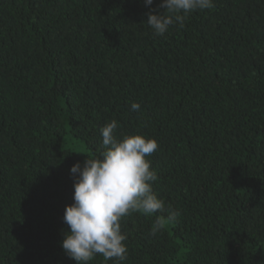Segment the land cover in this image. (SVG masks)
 Here are the masks:
<instances>
[{"label": "trees", "instance_id": "trees-1", "mask_svg": "<svg viewBox=\"0 0 264 264\" xmlns=\"http://www.w3.org/2000/svg\"><path fill=\"white\" fill-rule=\"evenodd\" d=\"M159 4L0 0V264H76L69 170L112 119L157 141L153 191L178 213L155 235L166 214L123 217V264H264V0L155 36Z\"/></svg>", "mask_w": 264, "mask_h": 264}, {"label": "clouds", "instance_id": "clouds-1", "mask_svg": "<svg viewBox=\"0 0 264 264\" xmlns=\"http://www.w3.org/2000/svg\"><path fill=\"white\" fill-rule=\"evenodd\" d=\"M143 3L151 6L153 0ZM214 6V0H160L162 11H149L145 20L155 36H164L173 26L183 27L192 12ZM140 107L137 102L130 105L132 111ZM118 126L115 119L107 121L100 128L99 151L70 166L72 203L64 207L62 219L68 227L60 244L76 264H89L97 255L103 257V264L110 260L123 264L128 248L121 220L132 212L166 214L156 216L151 235L164 230L178 215L153 191L158 175L147 157L157 151V141L143 133H121L118 137Z\"/></svg>", "mask_w": 264, "mask_h": 264}]
</instances>
